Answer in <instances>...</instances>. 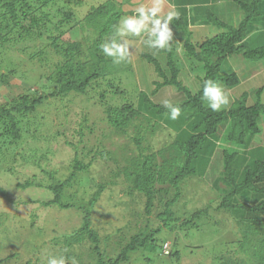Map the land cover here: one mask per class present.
<instances>
[{"label": "trees", "instance_id": "obj_1", "mask_svg": "<svg viewBox=\"0 0 264 264\" xmlns=\"http://www.w3.org/2000/svg\"><path fill=\"white\" fill-rule=\"evenodd\" d=\"M88 1L90 0H0V46L12 41L35 40L51 25V34L48 36L50 42L33 46L34 49L29 53L30 59L42 68L36 83L39 88L19 95L11 108L0 106V122L7 126V129L0 132V161L7 164L3 174L15 179V187L41 188L42 195L47 199L16 202L0 184L1 197L9 200V203H15L10 206L19 204L24 207L27 213L23 215L25 221L30 223L31 228H36L39 235L43 231L41 235H44L48 229L43 227L42 231L37 226L40 215L36 211L72 209L82 212L81 225L73 233L55 229L49 234L54 243L53 248H61L63 255L70 260L79 258L82 253L69 251H72L76 244L81 246L89 238L92 242V248L89 250L91 261L87 264H123L130 259L133 252H156L158 245L164 249V255L173 261H179L182 253L179 247L174 249V245L178 244L176 240L171 244L170 250L164 248L172 230L176 227L183 229L196 226L197 219L211 213L210 207L198 209L189 219L178 225L176 222L180 218L176 217L174 207L182 197L185 180L206 175L216 151L222 148L224 177L217 178L216 181L224 182L229 190L222 197L217 209L234 217L231 225L237 227V232L234 229L230 232L234 236L241 234V238L221 242V256L216 257V261L219 264H264V85L257 89L254 98L251 91L243 90L229 108L220 111H212L207 107V103L201 100V86L205 79H215L227 89L245 84L231 63L234 56L256 63L264 61V44L252 45L248 38L251 33L264 26V0H234L241 14L243 13L242 19L236 25L213 13L210 10L211 0H178L176 5L179 6L181 16L174 20V24L185 35L183 47L186 56L201 66L202 73L197 75L198 87L194 84L196 89H192L180 78L181 69L175 56L179 45L171 42L170 52L154 50L157 54H166L169 73L156 54L147 51L142 53L161 78L154 82L156 88L152 92L139 90L134 102L123 103L121 108L102 103L105 107V120L109 125L107 131H110V134L103 133L102 140L96 147L85 144L82 150L87 149L92 153L95 149L92 160L99 156L105 160L116 161L120 152L126 155L127 163L111 170L113 178L122 176L128 194L133 198L145 199V211L148 214H151L159 203L162 211L158 217L164 223L153 228L150 222H147L143 229H138L119 254L108 259L100 252V236L98 231L92 228L90 207L77 206L64 198L65 190L74 183L78 174L92 164V160L86 163L79 158L83 136L94 131L92 126H84H89L85 112H77L82 113V116H79V122L71 128V139L65 138L67 150L74 154L70 161L73 170L65 180L57 178L53 168L48 169L51 157L48 151L37 153L36 147L31 145L36 139L32 128L36 127L30 124L23 132L26 126L24 122L27 120L22 116L35 113L39 106L54 99H65L70 94L85 96L84 100L87 101L86 96L90 94V90L98 89L100 79H108L109 76H116L122 71L131 72L130 65L113 64L111 58L104 56L99 50V45L110 37L113 25L122 16L125 0H106L98 5L91 3L86 11L84 6ZM192 6L195 10L200 9V13L206 11L203 16L206 23L224 30L202 42H194L191 38L192 31L189 29L190 9L194 10ZM84 11L86 12L83 13ZM77 25L91 33L85 38L89 41L87 49H84L79 40L64 38L65 43L58 42L66 35V28ZM0 79L5 81L7 77L4 75L2 78L1 75ZM50 81H53L55 88L49 92ZM170 85L185 95L183 101L173 102L179 104L182 109L180 118L175 121L168 118L162 103L154 99L160 89ZM115 86L110 82V87ZM43 90L45 91L42 92ZM108 92L113 93L112 89ZM99 95L100 98L106 99V89L100 90ZM73 100L68 99L71 102ZM69 112L70 110L65 115H69ZM138 118H141V123L137 125V132L129 135L128 128ZM160 126L169 130L172 139L155 151L150 143L145 144V140L148 132L154 133ZM115 134H126L134 146L131 152H136L129 154L130 148L127 144L106 150L103 142L107 138L113 140ZM53 135L58 141V137L64 138V131ZM76 135L80 137L77 141L74 138ZM8 145L15 149L26 147L28 153L22 152L20 158L14 155L8 158L2 153L8 149ZM158 156L162 157V161L158 160ZM110 182L115 183L113 179ZM104 187V184L99 185L91 204L98 199ZM50 222L53 223V220ZM165 227H168L170 232H166ZM33 249L35 251V247ZM0 264H4V260H0ZM22 264L33 262L27 260Z\"/></svg>", "mask_w": 264, "mask_h": 264}, {"label": "rangeland", "instance_id": "obj_2", "mask_svg": "<svg viewBox=\"0 0 264 264\" xmlns=\"http://www.w3.org/2000/svg\"><path fill=\"white\" fill-rule=\"evenodd\" d=\"M104 1L106 0H90L84 8L87 11L91 3L98 5ZM211 1L210 10L220 18L223 17L233 25L238 24L239 20L242 19L243 13L241 14V10H239L234 0ZM138 2L139 0H125L122 16L132 15V9ZM176 3H179L178 0H168V3L165 5V11L168 10L171 4H174L178 9L179 6ZM190 10V14L194 12L195 15L196 13H200V9L195 10L194 8V10ZM209 25L210 29H207L206 24L202 23L193 27L192 32L194 36H191L192 40L194 42H202L204 39L224 30L214 24ZM170 27H172L174 34L172 42L179 45V48L175 50V56L181 69L180 78L189 87L191 86L192 89H196L195 86L198 87L197 75L202 73L201 66L186 56V51L183 47L185 35L180 29L175 27L174 21ZM50 28L51 25L42 36H39L35 40L12 41L5 43V46H0V77L1 75L2 78L4 75L7 77L5 81L0 79V106L11 108L13 101L19 95L39 88L36 86V83L39 79L40 72H42V68L37 62L30 59L29 53L34 49L33 46L46 45L50 42L48 37L51 34ZM259 28L260 30L256 31L259 32L258 37L255 42L254 40H252L253 42L251 41L252 45L254 43L259 45L264 44V26ZM66 29V35L58 41L60 44L65 43L63 41L64 38L67 40H79L83 43L84 49H87L89 41H86L85 38L91 33L87 30H82L80 25L74 27L69 26ZM130 40L136 47L135 49L134 47L130 49L133 51L131 62L123 63L131 66V72L122 71L116 76H109L108 79H100L98 89H89L90 94L86 96L87 101L84 100L85 96H74V94H70L65 99H54L50 103L39 106L35 113H28V115L22 116V118L27 120L26 123L24 122L26 126L23 132L30 124L36 127L32 128L36 139L33 140L31 145L36 147L37 153L41 154L48 151L51 157L49 168H47H53L54 172L56 171L55 176L60 180L67 179L73 170L70 161L74 154L67 150L65 138L71 139V128L79 122V116H82V113L77 112L84 111L85 118H87L86 123L89 125L86 126L84 124V126L87 128H91L92 126L94 129L91 133L87 132L80 143L79 158L87 163L92 160L95 149H93L92 153H89L87 149L82 150V147L85 144L96 147L101 142L103 133L110 134V131H107L109 125H107V121L105 120V107H103L102 103L106 106L110 104L121 108L123 103H127L128 101L134 102L139 90H145L149 93L152 92L156 88L154 82L161 79L153 65L142 55L144 51L153 53L154 50L148 49L139 37H131ZM155 54L163 63L167 73H169V68L166 65V54ZM233 58L231 59V63L245 84H241L239 87L232 89H227L223 86L230 99V103L224 108H229L237 95L243 90L251 91L250 93L254 95V98L257 89L264 85V67L261 68L257 65L259 62L256 63L244 59L247 62L245 63L239 57L234 56ZM83 59L84 57H82ZM50 82L48 83L51 87L48 88L49 92L55 88L53 87L55 86L53 81ZM110 82H113L116 86L110 87ZM102 89H106V99L100 98L99 92ZM109 89H112L113 93H109ZM72 98L74 99L72 102L68 101V99ZM154 99L161 103L165 99L171 100L172 102H181L185 99V95L182 91L170 85L160 89L154 96ZM69 110V115H65ZM17 116L19 117V115ZM140 120L141 118H138L132 122L128 128L129 135H134L137 132V125L141 123ZM1 123L0 130L2 131L0 132H3L7 129V126ZM59 131H64V138L57 136L60 139L57 141L53 134ZM74 138L76 141L80 139L78 135ZM113 138V140L107 138L103 142L106 150L117 149L118 145L127 144L130 148L129 154L136 152H131V148L134 146L126 134H115ZM171 139L172 135L169 133V130L160 126L154 133H147L145 144L150 143L154 147V150L157 151L164 147ZM25 146L27 145L25 144ZM22 152L24 154H26L25 152L28 153L27 148L18 147V149H15L11 145H8L6 151H2L8 158H12L13 155L15 157L19 156L20 158ZM117 158L118 160L116 161L105 160L99 156L93 159L91 166L78 174L77 179L65 190L64 194L65 201L73 202L77 206L90 207L92 228L99 233L100 252L105 255L106 259L119 254L138 229L140 227L143 229L147 222H150V226L153 228L164 224L163 220L158 217V214L162 211L159 203L156 204L153 212L148 214L145 211V199L142 197L133 198V196L129 195L122 176L113 178L111 170L127 163V156L121 154V152ZM158 160L162 161V157L158 156ZM6 165L0 161V184L6 188L7 194L9 196L11 195L14 201L47 199L46 196L42 195L41 188L22 189L15 187V179L8 178L7 175L3 174ZM222 169L223 149L219 148L206 175L203 177H189L184 182L182 197L174 207L176 217L180 218L176 224H182L198 209L210 207L209 212L211 215L197 219L195 222V224L197 223L196 226L186 227L187 229L176 227L172 230L169 239L166 240L164 248L166 247L165 250H170L173 245L172 243L177 241L178 244L174 245V249L180 248L182 253L181 260L173 261L172 258L163 254L164 249L158 245L156 252L149 250L133 252L130 259L123 264H219L216 261V257L221 256V253H219L220 248H222L221 242L241 238V234L238 233L235 236L231 235L232 233L230 231L232 229L237 232V227L231 225L234 217L226 211L217 209L222 202V197L229 190L224 182L216 181L217 178L224 177ZM112 179L115 183L110 182ZM218 183L220 184L217 185ZM102 184L105 187L101 195L91 204V200L98 191L99 185ZM10 204L15 205V203H9V200L4 199L0 195V260H4V264H22L27 260H31L33 264H46L48 255L63 254L61 248L56 250L53 248L54 243L52 242L51 236H49L51 231L58 229L62 232L73 233L82 222V212H76L72 209L69 211L59 209L36 211L40 215L37 226L42 231L43 227L48 229L45 230L47 232L44 235H41L44 231L39 235L37 234V229L31 228L30 223L25 221L23 216L26 213L25 208L19 204L17 206H10ZM34 206L32 205V207ZM50 220H53V223ZM164 229L166 232H170L168 227ZM34 247L35 251L33 249ZM90 248H92V242L88 238L84 244L81 246L76 244L73 250L69 252H75V254L82 253L79 258L75 259L76 264H87L91 261L89 258ZM71 260L69 259V262Z\"/></svg>", "mask_w": 264, "mask_h": 264}, {"label": "clouds", "instance_id": "obj_3", "mask_svg": "<svg viewBox=\"0 0 264 264\" xmlns=\"http://www.w3.org/2000/svg\"><path fill=\"white\" fill-rule=\"evenodd\" d=\"M168 0H139L132 9V15H124L113 25L112 34L99 45L100 52L111 58L113 64L131 62L134 47L131 37L141 38L143 44L151 50L172 51L171 42L174 39L173 29L170 27L174 20L181 16L174 4L165 11ZM155 54V52H153ZM201 100L207 103L212 111H220L230 103L229 96L222 84L215 79H205L201 86ZM170 120L180 118L182 109L179 104L171 100L162 101ZM46 264H69V259L63 254H50ZM71 264H76L74 258Z\"/></svg>", "mask_w": 264, "mask_h": 264}, {"label": "crops", "instance_id": "obj_4", "mask_svg": "<svg viewBox=\"0 0 264 264\" xmlns=\"http://www.w3.org/2000/svg\"><path fill=\"white\" fill-rule=\"evenodd\" d=\"M220 1H223V0H220ZM196 10H198V9H196ZM205 13H206V11H204L203 13H196V15H195V12L193 13V14H191V17H190V21H191V23H190V25H189V29L191 30V31H193V27H195V26H198V25H200L201 23L202 24H206V28L207 29H210V25L208 24V23H206V20H205V18L203 17L204 15H205ZM201 16V17H200ZM213 25V24H212ZM258 31V30H257ZM258 33L259 32H256V31H254L253 33H251L249 36H248V38H250V40L252 41V40H254V42L256 41V39H257V37H258ZM192 36H194L193 35V32H192ZM241 61H244L245 63H247L246 62V60H244L243 58H241L240 59ZM248 65H251V64H248ZM257 65H259L261 68L262 67H264V61H261V62H259ZM254 66H255V64H254ZM260 73V72H259ZM258 73V74H259ZM255 76V75H254ZM253 77V76H252ZM252 77H250V78H252Z\"/></svg>", "mask_w": 264, "mask_h": 264}]
</instances>
